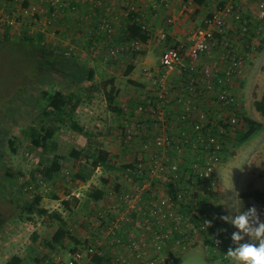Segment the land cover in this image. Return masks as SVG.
Returning a JSON list of instances; mask_svg holds the SVG:
<instances>
[{
  "label": "built area",
  "instance_id": "1",
  "mask_svg": "<svg viewBox=\"0 0 264 264\" xmlns=\"http://www.w3.org/2000/svg\"><path fill=\"white\" fill-rule=\"evenodd\" d=\"M45 1L56 10L75 9L66 0ZM11 3L0 0V41L15 24ZM133 3L103 5L90 40L94 33L109 41L120 13L124 21L135 14L139 29L149 32V22ZM54 16L50 13V20ZM263 38L264 0H257L251 11L223 5L162 49L157 65L140 72L147 87L131 109L121 107L116 135L135 155V164L119 191L111 188L92 204L97 206L85 220V237L62 261L53 257L42 264H174L199 240L212 251L223 245L227 235L216 171L243 127L234 89ZM123 39L108 43V61L137 43Z\"/></svg>",
  "mask_w": 264,
  "mask_h": 264
},
{
  "label": "rangeland",
  "instance_id": "2",
  "mask_svg": "<svg viewBox=\"0 0 264 264\" xmlns=\"http://www.w3.org/2000/svg\"><path fill=\"white\" fill-rule=\"evenodd\" d=\"M256 1L205 0L202 3L201 16L205 17L217 7L226 4H235L242 10L251 11ZM20 7V0L12 1L10 12L16 15V22L20 19L16 11ZM198 13L197 11L193 15ZM155 14L156 11L147 12L150 16ZM36 37V34L30 36L19 32L14 25L0 41V112L4 106L6 107L5 113H0V264H5L12 257L18 258L19 264H42L45 260L50 262L53 257H58L62 261L67 251L75 247L86 235L85 220L97 206L92 207L93 203L90 200L93 196L92 191L99 189L105 193L111 188L119 191L125 172L130 171L135 164V155L132 156V152L122 147L116 132L121 122L119 110L121 99L129 100L140 92L141 86H138L139 83L136 81L140 78V70L139 76L135 79L133 67L128 61L117 67L114 66L115 71L110 74L104 73V69L99 67L101 70H96L99 78L72 85L62 74L56 72V68L52 67L48 71L37 69L34 57L25 47L30 49V46L39 43L60 50L63 44L55 39L43 43L41 39L38 42ZM27 39H31L32 44L25 41ZM82 43L87 47L91 41L83 40ZM262 44L264 38L260 40L259 48ZM66 57L76 66L86 68L84 60L88 57L82 60L74 54ZM89 58L92 62L98 63L95 58ZM252 68V73L247 76L246 87H249V95L251 93L252 96H262L264 95V47L257 52ZM110 88H112V92L109 93L112 99L110 107L118 111L108 113L106 100ZM56 91L72 98L70 104L62 110L61 116L49 112L43 95ZM6 96H11L9 103L6 101ZM246 101L245 108L242 107L243 116L259 123L262 128L248 141L246 140L241 148L252 140L259 143L260 132L264 131V120L253 114L250 98H246ZM75 103V107L71 108ZM79 114L81 117L82 114L94 115L92 117L95 122L92 124L88 122L84 128L82 127V133L78 134L70 130V126L77 121ZM39 124L50 127L53 135L43 148H34L24 137L23 131L38 128ZM110 136L113 139L108 141ZM110 145L112 146L109 148ZM240 146L233 145L232 149L229 147L225 162L223 161L217 168L216 176L220 191L222 189L221 199L228 197L230 201L232 199L237 201L241 200L238 198L239 195L251 193L245 192L235 197L237 190L234 189L233 184L237 182V177L241 178L240 172L244 168L247 169L248 174L255 177V180L264 182L262 151L257 150L253 158L239 155L229 160L235 156V151L241 149H238ZM71 150L78 152L77 160L69 158ZM99 150L107 153L106 161L89 172L90 160L83 159L84 153L96 154ZM126 155L128 157H125ZM53 156L59 157V171L51 180H43L39 176L41 164L48 163ZM230 165H232L231 169L223 175L224 168L227 170ZM233 171L235 173H232ZM87 173L89 177L84 182L74 177L75 174L84 176ZM252 183L250 181L248 187L243 189L246 188L248 191ZM81 184L85 186L81 187ZM35 198H38L36 205L33 204ZM256 199L264 205V196ZM249 201V205H252L253 200ZM21 208L25 209L22 211ZM37 209L44 210L45 214L38 216ZM54 213L64 218V229L68 233V235L65 233L61 244H53L51 241L58 227L57 221L53 218ZM225 230L227 236L223 245L225 244V248L229 249L232 248V235L227 229ZM222 247L212 251L208 245H203L199 240L196 246L187 249L180 256L179 264H225L226 258L222 257L226 251H222Z\"/></svg>",
  "mask_w": 264,
  "mask_h": 264
},
{
  "label": "crops",
  "instance_id": "3",
  "mask_svg": "<svg viewBox=\"0 0 264 264\" xmlns=\"http://www.w3.org/2000/svg\"><path fill=\"white\" fill-rule=\"evenodd\" d=\"M66 1L70 5L74 6L75 9L73 12L66 11L65 9L62 11H60V9L56 10L45 0H20L21 4L24 3L25 6L23 7V5H21V7L16 10L18 15L20 16V19L16 22L17 17H15L14 25L21 33H26L30 36H33V34H41L42 43L43 41L49 42L52 39L59 40L61 42L60 44H63V47H60V50L64 51L66 55H78L79 57H81V60L85 57H88V59H85L84 61L86 62V68L92 70V78H99L98 72L96 71L101 70L99 67L104 69V73L110 74L115 71L114 66L117 67L118 65L128 61V64L133 67L132 71L135 73L134 77L136 79L139 76V70L141 72L142 70L151 69L157 65L158 57L162 49L171 47L177 41L183 39L188 31L193 27V24L197 25L203 18L201 16L203 3L202 0H132L137 10L142 14L143 18H147V21L149 22L150 30L147 34V40L144 43H135L133 45V48H130L131 50H129V52L123 53L122 56L117 59V61H108L105 55L107 49L106 46L108 45V43L117 45L124 40L122 34L125 29V22L122 13H120L118 21L114 23V36L109 41H106L104 37H101L98 34L95 35L94 33L91 35L93 39L90 40V30L92 27H94L97 19L99 18V15L103 11V5L110 3L112 0ZM151 11H156V14L153 16L147 15V12ZM197 11L199 13L193 15ZM50 13H54L55 15L51 20L49 18ZM167 20H169V22ZM47 21L49 22L47 23ZM83 40L91 41L90 45L87 46L88 48L84 47V44L82 43ZM89 57L95 58L98 63L92 62ZM252 64L243 73L242 77L237 83V86L234 89L243 108H245V103H247L246 98H250V102H253L261 97L258 95L252 96L251 93L249 95V87H246V80L248 79L247 76L252 73L251 69L254 68V66L252 68ZM136 81L139 83L138 86H141L140 89H142V87L143 89L147 87V83L145 81V83H140L139 79H137ZM81 83L86 82L82 81ZM71 84L73 85L74 83ZM136 100V95H133V98H129V100H127V98L121 99V105H119V108L129 105L128 108L131 109ZM119 110L121 115V109ZM251 110L256 116V113L254 112L252 107ZM107 112L109 113V110H107ZM89 113L93 114L92 112ZM82 115L83 117H81V115L79 114L77 116L78 119H76V122H78L77 124L80 127L84 128V126H86L88 122H91V124L95 122L92 117L94 115ZM111 139L113 138L110 136L108 138V141ZM259 139L263 140V142L261 143L260 140V142L257 143L252 140L243 148H241L243 146V143L240 144L241 146L239 145L240 147L238 149H241L239 151H235V156L231 157L229 160H232L239 155L241 157L247 156L246 158H253L255 156V153L258 151H262V153H264V131L260 132ZM111 146L112 145H110L109 148ZM125 157H128V155H126ZM262 161L264 162V157L262 158ZM232 165H230L227 170L226 168H224L226 171L224 170L223 175L224 173H227L229 169H231ZM234 171L232 173H235ZM240 175L241 178L237 177V182L233 184L234 189L237 190L235 193V197L238 194L245 192H251L253 193V195L248 198V200H245L246 202L242 199L237 201L236 199L235 201L232 199V201H230L228 197H224L223 199H221V189L218 197V205L222 212V216H231L234 218L237 214L242 213L243 211H247L249 208L255 206L258 213H260V219L264 221V205L256 199L258 197L264 196V182L258 179L255 180L254 176L250 175V173H247L246 168H244V170H241ZM252 180L254 181L253 183ZM250 181L252 185L249 187L248 191H246V188L250 184ZM84 186L85 185L81 184V187ZM243 187L246 188L243 189ZM252 190H254L255 193L252 192ZM251 199L253 200V203H251L252 205H249V200ZM225 207H227V209H230V211L227 212V209H225ZM62 219L64 218L62 217ZM223 225L231 235L233 234V232L238 231L231 223L223 222ZM248 241L249 238L245 237V240L241 243ZM231 243L232 249H235L237 245L233 243V241H231ZM222 246V251H226L224 255L226 257L225 264H235L234 259L226 256L229 249L225 248V244Z\"/></svg>",
  "mask_w": 264,
  "mask_h": 264
},
{
  "label": "trees",
  "instance_id": "4",
  "mask_svg": "<svg viewBox=\"0 0 264 264\" xmlns=\"http://www.w3.org/2000/svg\"><path fill=\"white\" fill-rule=\"evenodd\" d=\"M5 1L11 2L13 0H5ZM202 1H205V0H202ZM211 1H218V0H211ZM21 5H23V7L25 6L24 3H22ZM221 7H217V9ZM133 17H136V15L129 14L126 17L124 21L125 29L122 35L123 37H125V40H132L138 43H144L147 40L148 32L141 31L139 29L138 23L134 21ZM145 20L147 21V18ZM36 36L39 42V40H41V34H36ZM25 41L32 44L31 39H27ZM263 47H264V44H262V46L258 48L261 49ZM25 48L26 50H29L30 55L34 57V61L36 65L38 66L37 69L48 71V70H51L52 67L56 68L57 69L56 72H59L60 74H62L63 77L69 81L70 84L74 83V85H78L82 81L90 82L92 80V70L91 69L76 66L73 62H71L66 57V53L61 50L52 49L51 47L41 45L39 43H37L36 45H33L32 47L30 46V49L28 47H25ZM110 92H112V88H110L107 93V100H106L107 109L109 111H118V109L110 107V102L112 100L109 94ZM43 95L45 97V104L49 112L52 114H56V115L60 114V116H61L62 110L67 105H69L72 100L70 96L64 95L63 93L58 92V91L53 92L52 94L43 93ZM6 97H7L6 101L9 103V101L11 100V96H6ZM75 105L76 103L71 105V108L75 107ZM252 108L254 112L260 118L264 120V95H262L258 100L252 102ZM5 111H6V107L4 106V108L1 110L0 113H5ZM241 116L243 119V127L242 129L235 132V135L233 137L234 145H240L244 143L246 140L251 138L262 128L259 123H255L254 121L243 116V114H241ZM70 130L78 134L82 133V127H80L76 122L71 124ZM23 132H24L23 133L24 137H26L29 140L30 144L34 148H43L46 145V142L50 140L53 135L52 129H50V127H45L40 124L38 128H30L27 131H23ZM8 143L10 144V141ZM227 153H225L222 161H225L224 159ZM84 156L85 157L83 159L90 160L88 171L91 172L92 170H94L96 166L105 163L107 153L99 150L96 152V154L84 153ZM69 158L71 160H77L78 152L75 150H71L69 152ZM58 161H59V157L53 156L52 159L49 160L48 163H42L41 169L39 171V176L43 180H51L59 171L60 167H59ZM74 177L80 182H84L85 180L88 179L89 174L87 173L84 176H81L80 174H75ZM92 192H93L92 193L93 196L90 198V200L93 204H96L98 201L102 199L104 193L100 191L99 189H95ZM252 195L253 193H245V194L239 195L238 198L247 200ZM37 201H38V198H35L33 201L34 202L33 204L36 205ZM30 207L31 206H29V208ZM24 209L25 208H21L22 211ZM36 214L38 216H42L45 214V211L42 209H37ZM53 216H54L53 218H55V220L58 223V227L56 231L54 232V234L52 235L51 241L53 244H59V243L61 244V241L65 236V233L67 235L68 233L64 229L65 223L62 217L61 216L59 217L55 213L53 214ZM19 263L20 261L18 258L12 257L5 264H19ZM179 263H180V260H177L174 264H179Z\"/></svg>",
  "mask_w": 264,
  "mask_h": 264
},
{
  "label": "clouds",
  "instance_id": "5",
  "mask_svg": "<svg viewBox=\"0 0 264 264\" xmlns=\"http://www.w3.org/2000/svg\"><path fill=\"white\" fill-rule=\"evenodd\" d=\"M220 219L231 223L238 230L231 237L237 247L229 248L226 256L234 259L235 264H264V221L260 219L256 207L253 206L234 218L222 216ZM245 237L249 241L241 243Z\"/></svg>",
  "mask_w": 264,
  "mask_h": 264
}]
</instances>
